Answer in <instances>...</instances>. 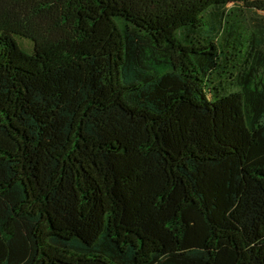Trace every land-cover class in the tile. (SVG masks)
I'll return each mask as SVG.
<instances>
[{
  "label": "trees",
  "instance_id": "16d2710c",
  "mask_svg": "<svg viewBox=\"0 0 264 264\" xmlns=\"http://www.w3.org/2000/svg\"><path fill=\"white\" fill-rule=\"evenodd\" d=\"M0 264H264V0H0Z\"/></svg>",
  "mask_w": 264,
  "mask_h": 264
},
{
  "label": "rangeland",
  "instance_id": "374dc122",
  "mask_svg": "<svg viewBox=\"0 0 264 264\" xmlns=\"http://www.w3.org/2000/svg\"><path fill=\"white\" fill-rule=\"evenodd\" d=\"M260 15H261V12H259V11H257V12L244 11L242 17H243L245 27L253 28L256 25V23L258 22ZM16 40H17L18 44L21 46V48H23L26 52H29V49L31 48V45L29 42H27L25 39L19 38V37H16ZM20 40H22V44H20V42H19Z\"/></svg>",
  "mask_w": 264,
  "mask_h": 264
}]
</instances>
